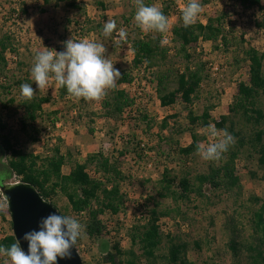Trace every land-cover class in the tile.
Here are the masks:
<instances>
[{"label":"rangeland","instance_id":"374dc122","mask_svg":"<svg viewBox=\"0 0 264 264\" xmlns=\"http://www.w3.org/2000/svg\"><path fill=\"white\" fill-rule=\"evenodd\" d=\"M101 1L102 6L94 0H77L80 7L72 8L65 2L54 0L49 4H44L43 0H0V35L8 34L15 48L4 53L6 67L4 72H0V85L9 86L8 91L0 88V118L6 130L10 131L16 147L35 154L45 153L58 142L65 155L64 173L69 171L75 160L100 149L121 162V170L127 176L124 209L118 214L109 211L102 214L104 228L99 237L85 235L78 240L76 249L84 264H111L105 262L103 257L105 254H116L113 249L115 244L120 251L130 248L127 230L137 219L146 216L154 202H158L159 207L173 210L170 216L157 221L163 234L161 254L167 253V237H170L174 242L186 246V258L196 264H248L253 252L248 250L247 244L254 242L257 237L253 212L258 209L260 202L256 199L264 198V164H260L257 154L247 150L235 160L234 174L239 179L237 186L213 188L205 184L202 194L191 193L188 201L174 203L169 198L158 197L156 181L164 165L170 167L173 174L181 175L189 171L193 176L207 172L209 166H218L225 160L223 157L217 162L205 161L197 151L186 157H177V148L188 145L191 137L188 131L179 133L175 130L189 125L190 110L194 114L202 113L208 104L204 99L207 91L212 94V102H215L214 108L209 111L210 117L217 120L220 115L229 113L238 83L249 80L248 64L243 61L242 48L250 43L264 52V0L260 10L244 9L236 0H200L201 13L197 21L206 22L207 17L224 13L228 20L233 21L236 40L227 49L220 46L219 42L200 41L193 44L188 49L192 55L190 64L182 54L177 53L178 46L172 41V28L181 17L175 14V2L144 0L146 5L171 7L167 16L170 27L162 33V44L168 50L162 69L171 71L168 90L175 87L176 70L181 71L186 65L205 63V71L209 75L192 104H185L178 97L173 105L162 106L154 87L144 80L147 77L146 69L137 67L133 71L134 82L124 88L136 98L133 109L140 107L147 113L151 122L149 129L141 117L135 120L129 118L128 109L117 120L107 119L99 115L100 101H80L69 95L68 98L60 97L55 82L45 89H38L31 78L35 53L43 51L44 46L63 51L68 40L102 42L106 48L104 55L114 63L115 68L129 69L132 66L133 54L129 43L117 44L115 32L112 37L105 38L103 27L98 28L96 24L100 22L103 26L107 21L115 20L117 29L123 28L127 36H138L134 21L135 0ZM184 2L189 0L179 1L180 9L185 6ZM83 10L89 21H82ZM126 18L129 19V26L126 25ZM240 34H243L246 43H240ZM15 80H19L20 84H16ZM24 83L31 84L33 96L49 98L48 102L42 104V114L35 123L37 140H31L20 129L19 117L23 114L20 86ZM259 106L264 111L263 95ZM79 111L81 115H78ZM91 111L97 116L93 118V123H88L87 117ZM51 112L56 113L50 115ZM54 116L58 121L52 127L50 122ZM89 126L94 127L93 134L88 133ZM206 127L195 128L201 138L199 144L212 142L205 134ZM244 129L247 133L251 131L249 125ZM128 139L147 146L146 157H138L133 151L125 153L124 144ZM49 202L62 215L74 216L83 223L84 216L74 213L63 195ZM4 233L12 234L7 207L0 208V238ZM115 259L120 260L119 264H126L120 256L116 255ZM0 264H10L9 258L0 255ZM160 264L165 263L160 261Z\"/></svg>","mask_w":264,"mask_h":264},{"label":"trees","instance_id":"16d2710c","mask_svg":"<svg viewBox=\"0 0 264 264\" xmlns=\"http://www.w3.org/2000/svg\"><path fill=\"white\" fill-rule=\"evenodd\" d=\"M55 2H65L69 7H80L77 0H54ZM97 5L102 6L101 0H94ZM175 2V14L181 15L178 2L183 0H171ZM206 2L207 0H202ZM244 9L260 10L262 0H236ZM51 0H43L44 4H49ZM185 5L189 2H184ZM170 5L162 7L164 15L167 17ZM26 12L25 9H23ZM82 21H89L85 10H83ZM228 16L220 13L214 17H207L206 22L197 21L187 28L183 27L181 17L178 23L172 28L173 40L176 42L178 54H182L190 64L191 52L188 49L200 41L219 42L220 46L228 48L236 36L233 30V21L228 20ZM126 25L129 26V19L126 18ZM76 23V22H75ZM254 24L259 27L257 22ZM79 26V23H76ZM264 26V24H263ZM82 27V26H81ZM96 27H103L100 22ZM138 36H127L130 51L133 54L132 66L129 69H120L121 78L116 81V87L108 90L106 96L100 101L101 112L104 118L117 120L127 111L129 118L135 120L141 117L147 129L150 128V120L147 113L142 108L137 107L135 96L130 95L123 84L130 85L134 82L133 71L142 66L146 69L147 77L144 78L146 84L154 87L158 99L162 106H169L175 103L176 98L185 104H192L194 99L201 92L203 81L209 75L205 71L206 64L197 62L194 65H186L183 70L175 72V87L168 90L170 72L163 70L162 65L167 57L168 50L162 44V33L139 32ZM240 43H246L243 34L239 36ZM235 42V41H234ZM12 38L8 34L0 35V72H4L6 60L3 56L7 50H14ZM174 49V48H173ZM244 59L248 64L249 80L241 81L237 86V93L234 102L229 106V113L222 114L219 119H212L209 111L215 106L212 102L211 93L204 99L208 102L201 114H194L189 111V125L175 130L176 132L188 131L191 142L182 147H178L177 157L189 156L196 151V146L200 142V136L195 131L196 127H206L210 123L215 124L217 130L226 129L235 139L228 151L224 153V161L218 166H209L207 172L197 173L193 176L189 171L181 175L173 174L172 169L167 165L162 168L161 176L156 181L158 186L157 195L162 199L169 198L174 203L189 200L191 193L202 194V187L205 184L213 188L237 186L238 177L234 174L235 160L247 150L258 155L260 164H264V111L259 106L261 95L264 96V52L259 51L250 43L242 48ZM20 84L19 80H15ZM3 91H8L9 86L0 85ZM60 97H67L66 88L58 86ZM49 98L44 96H33L30 101L22 100L23 114L19 117L20 129L26 133L31 140H37V128L35 123L42 114V104L48 102ZM13 102V99L10 100ZM80 101H85L82 98ZM144 111V112H143ZM56 112H51L55 114ZM81 112L79 111V114ZM49 118V114L47 115ZM97 116L93 111L88 114V123H93V118ZM58 119L54 116L51 119L52 127H55ZM250 127L251 131L246 132L245 127ZM146 131V130H145ZM88 133H94V127L89 126ZM59 141V140H58ZM124 144L125 153L133 151L136 155L146 157L147 146H143L140 141L126 140ZM141 144V145H140ZM174 152V151H173ZM163 153V150L161 151ZM141 156V157H142ZM65 155L61 151L59 143L51 145L45 153L35 154L27 152L15 146L9 130L0 118V174L7 175L9 181L15 176L23 182L33 184L39 193L46 200L63 195L70 209L77 215H83V223L86 226V235L99 237L103 231L104 224L101 219L106 211L112 214L120 213L125 206L127 193L124 190L127 176L121 170V162L114 156L106 155L103 150L88 153L83 158H78L70 167L67 173L63 172ZM89 170L93 173L90 174ZM7 182V181H6ZM260 205L253 212V221L257 233L256 240L247 244L250 256L248 264H264V229L262 216L264 214V198H257ZM172 209L159 207L158 202L147 210L146 216L137 219L127 230L130 240V248L120 251L117 244L113 246L115 255L105 254L103 259L111 264H119L120 260L115 259L116 255L123 258L126 264H196L185 256L186 246L173 241L167 237V253L161 254L160 247L163 243V234L160 231L158 220L168 217ZM16 243L13 234L4 233L0 238V245L10 247ZM235 247V243L233 242ZM105 245L104 248L105 249ZM84 264V263H83Z\"/></svg>","mask_w":264,"mask_h":264},{"label":"clouds","instance_id":"9594fccd","mask_svg":"<svg viewBox=\"0 0 264 264\" xmlns=\"http://www.w3.org/2000/svg\"><path fill=\"white\" fill-rule=\"evenodd\" d=\"M135 5L134 21L142 32L168 31L169 19L162 8L146 5L144 0H135ZM200 13V0H189L181 8L183 27L194 25ZM114 32L118 37L115 41L117 44L126 42L127 32L123 28L117 29L115 20L107 21L102 28L103 36L112 37ZM105 52L104 43L89 40H68L63 51L44 46L43 51H37L34 55L31 78L38 89H45L55 82L59 87L66 88L69 96L76 100L101 101L121 78L120 70L105 57ZM20 89L24 100L33 98L31 84L24 83ZM205 134L212 142L196 146L198 155L205 161H220L235 143L234 137L226 129L217 130L215 124H209ZM6 181H9V177L0 174V185L3 187L23 183L22 179ZM7 206L8 197L3 195V188H0V208ZM37 229L24 233L22 237L27 242L26 252L17 239L10 247L0 245V255L8 257L10 264H57L58 259H71L73 248L86 235V226L78 218L58 212L42 217Z\"/></svg>","mask_w":264,"mask_h":264},{"label":"water","instance_id":"95a60500","mask_svg":"<svg viewBox=\"0 0 264 264\" xmlns=\"http://www.w3.org/2000/svg\"><path fill=\"white\" fill-rule=\"evenodd\" d=\"M0 188H3V195L8 197L7 209L10 215L12 234L16 241L19 240L21 248L26 252L27 242L22 239L24 233L38 230V221L42 217L53 212H60L52 203L44 199L31 183L23 182L11 187L0 185ZM262 225L264 229V214ZM57 264H83L76 246L72 250L71 259H58Z\"/></svg>","mask_w":264,"mask_h":264},{"label":"built area","instance_id":"2783aa9c","mask_svg":"<svg viewBox=\"0 0 264 264\" xmlns=\"http://www.w3.org/2000/svg\"><path fill=\"white\" fill-rule=\"evenodd\" d=\"M180 9V8H179ZM127 86V84H123L122 85V87L124 88V87H126ZM16 178H15V176L12 178V180H10V181H14Z\"/></svg>","mask_w":264,"mask_h":264},{"label":"crops","instance_id":"0c3cea01","mask_svg":"<svg viewBox=\"0 0 264 264\" xmlns=\"http://www.w3.org/2000/svg\"><path fill=\"white\" fill-rule=\"evenodd\" d=\"M69 97V96H68ZM108 119V118H107Z\"/></svg>","mask_w":264,"mask_h":264}]
</instances>
